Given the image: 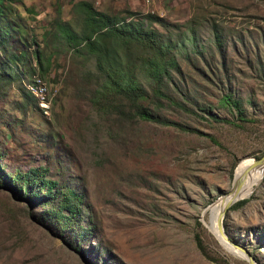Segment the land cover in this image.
I'll return each instance as SVG.
<instances>
[{
  "label": "rangeland",
  "instance_id": "374dc122",
  "mask_svg": "<svg viewBox=\"0 0 264 264\" xmlns=\"http://www.w3.org/2000/svg\"><path fill=\"white\" fill-rule=\"evenodd\" d=\"M21 1L44 68L32 61L0 80V165L8 173L44 167L81 202L78 216L57 229L46 216L50 204L28 207L0 188V264H248L204 220L228 196L239 163L264 153V0H82L118 18L139 17L173 47L172 81L182 94L171 93L193 110L160 108L175 124L95 106L99 70L72 48H56L50 33L59 19L82 29L80 0ZM139 53L132 47L129 57ZM225 91L250 121L235 126L200 110L234 118L218 102ZM242 198L225 208L222 225L264 264V173ZM79 226L91 227L84 239L75 235Z\"/></svg>",
  "mask_w": 264,
  "mask_h": 264
},
{
  "label": "trees",
  "instance_id": "16d2710c",
  "mask_svg": "<svg viewBox=\"0 0 264 264\" xmlns=\"http://www.w3.org/2000/svg\"><path fill=\"white\" fill-rule=\"evenodd\" d=\"M76 5L81 11L82 29L75 30L68 20L59 19L55 22L57 29L50 33L55 39L56 48H72L74 54L85 55V59L91 58L99 70L97 76L100 82L96 89L98 94L92 97L96 107L119 114L130 112L132 116L141 120L172 124H175L173 120L158 113L160 108L167 105L193 111L190 105L171 93L173 89L182 94L172 81V71H178L179 67L173 47L163 41L159 31L149 25L144 27L139 17L118 18L96 10L82 0L77 1ZM19 6H23L21 0H0V80L9 74L11 76L19 74V70L24 66L31 67L32 61L41 71L44 68L41 65L43 47L36 43L34 37L27 36ZM144 16L150 22L160 20L157 15L151 13ZM214 40L218 47L219 39L216 34ZM132 47L140 48L143 53L129 57ZM138 73L142 79L138 77ZM142 80L145 82L142 83ZM195 99L193 97V100ZM218 102L232 110L234 118L218 116L205 106L199 108L207 117L235 126L251 120L240 100L233 97L229 91L222 92ZM44 170V167L34 166L8 173L0 165V188L9 190L13 198L22 199L28 207L50 204L45 211L46 216L56 222L57 229H63L65 228L63 225L78 216L81 194L70 187L63 189L56 186L55 180L45 177ZM244 201L245 198L237 199L232 204ZM90 231V226H79L75 235L84 239ZM194 239L199 250L212 259L206 253L197 233H194Z\"/></svg>",
  "mask_w": 264,
  "mask_h": 264
},
{
  "label": "bare ground",
  "instance_id": "6f19581e",
  "mask_svg": "<svg viewBox=\"0 0 264 264\" xmlns=\"http://www.w3.org/2000/svg\"><path fill=\"white\" fill-rule=\"evenodd\" d=\"M264 173V159L260 162H256L253 158H247L242 160L237 169L234 172V185H237L239 188V191L236 195L232 196L231 193H227L228 196H225L224 198H221L219 201L214 203L213 205H210L209 209V217L208 220H204V223L209 231H211L218 242L223 245L229 253H231L234 256H239L244 258L243 253L239 251L237 248L232 247L222 236L221 233L218 231L217 227V214L218 211L221 210L226 201L228 199L232 200L238 197H243L249 194V192L253 189L254 185L257 184V182L260 180ZM226 195V194H225ZM224 196V195H223ZM258 264V263H257Z\"/></svg>",
  "mask_w": 264,
  "mask_h": 264
},
{
  "label": "water",
  "instance_id": "95a60500",
  "mask_svg": "<svg viewBox=\"0 0 264 264\" xmlns=\"http://www.w3.org/2000/svg\"><path fill=\"white\" fill-rule=\"evenodd\" d=\"M264 159V153L259 156L258 158H255L254 160L256 162H260ZM239 191V188L237 187V185H234V186H231L228 193H231L232 196L236 195ZM238 198H241V197H238ZM238 198H235V199H228L224 205V207L218 211V214H217V218H216V221H217V227H218V231L219 233L222 234V236L224 237V239L232 246V247H235L237 248L239 251H241L243 253V256H244V259L247 261L248 264H257L256 260L254 259V256L252 255V253L247 249L246 246H244L243 244L235 241V240H232L228 237V235L225 233L224 231V228H223V225H222V216H223V213H224V210L225 208L230 204L232 203L234 200L238 199Z\"/></svg>",
  "mask_w": 264,
  "mask_h": 264
},
{
  "label": "built area",
  "instance_id": "2783aa9c",
  "mask_svg": "<svg viewBox=\"0 0 264 264\" xmlns=\"http://www.w3.org/2000/svg\"><path fill=\"white\" fill-rule=\"evenodd\" d=\"M44 90V89H43Z\"/></svg>",
  "mask_w": 264,
  "mask_h": 264
}]
</instances>
